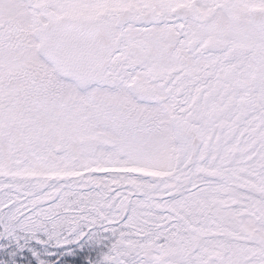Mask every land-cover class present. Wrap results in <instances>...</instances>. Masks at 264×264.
Returning <instances> with one entry per match:
<instances>
[{
	"label": "snow or ice",
	"instance_id": "snow-or-ice-1",
	"mask_svg": "<svg viewBox=\"0 0 264 264\" xmlns=\"http://www.w3.org/2000/svg\"><path fill=\"white\" fill-rule=\"evenodd\" d=\"M0 264H264V0H0Z\"/></svg>",
	"mask_w": 264,
	"mask_h": 264
}]
</instances>
